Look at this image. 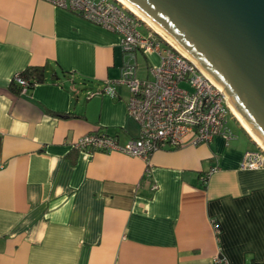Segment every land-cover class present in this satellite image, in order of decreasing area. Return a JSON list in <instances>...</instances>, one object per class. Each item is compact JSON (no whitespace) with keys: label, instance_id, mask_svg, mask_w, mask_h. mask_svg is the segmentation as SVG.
Here are the masks:
<instances>
[{"label":"crops","instance_id":"crops-1","mask_svg":"<svg viewBox=\"0 0 264 264\" xmlns=\"http://www.w3.org/2000/svg\"><path fill=\"white\" fill-rule=\"evenodd\" d=\"M137 53L150 78L157 54ZM127 59L117 33L75 12L0 0V264H264V168H240L249 141L260 149L235 117L242 135L147 162L73 147L139 135L127 86L112 82ZM28 67L45 80L19 93Z\"/></svg>","mask_w":264,"mask_h":264},{"label":"built area","instance_id":"built-area-1","mask_svg":"<svg viewBox=\"0 0 264 264\" xmlns=\"http://www.w3.org/2000/svg\"><path fill=\"white\" fill-rule=\"evenodd\" d=\"M56 7L75 12L87 21L117 33L120 46L128 59L121 67L119 82L127 86L130 98L128 114L138 123L139 135L120 146L104 132L87 133L73 147L78 151H121L146 162L163 148L210 143L214 137L229 139L227 118L234 116L223 92L200 68L180 51L165 43L143 20L117 0H46ZM145 25L148 33L139 27ZM163 43V44H162ZM154 52L159 62L150 67V78L137 76L136 52ZM20 93L32 85L16 75ZM241 169L264 168V151H247ZM216 168H213L214 171ZM156 185L152 187L155 189ZM218 232L217 227H215ZM214 264H229L221 255Z\"/></svg>","mask_w":264,"mask_h":264},{"label":"water","instance_id":"water-1","mask_svg":"<svg viewBox=\"0 0 264 264\" xmlns=\"http://www.w3.org/2000/svg\"><path fill=\"white\" fill-rule=\"evenodd\" d=\"M121 1L200 68L264 146V0Z\"/></svg>","mask_w":264,"mask_h":264},{"label":"rangeland","instance_id":"rangeland-1","mask_svg":"<svg viewBox=\"0 0 264 264\" xmlns=\"http://www.w3.org/2000/svg\"><path fill=\"white\" fill-rule=\"evenodd\" d=\"M139 30L143 34L148 33V29L143 24H141V27H139ZM137 55H138L137 61H136L137 62V76L139 78H144L145 73H146L145 60H144V57L141 55V53H137ZM227 127H229L231 135H234V136L236 134L242 135V130L240 129L238 123L235 121V119L231 115H229L227 118ZM248 149L252 151H258V147L251 141L248 142Z\"/></svg>","mask_w":264,"mask_h":264},{"label":"trees","instance_id":"trees-1","mask_svg":"<svg viewBox=\"0 0 264 264\" xmlns=\"http://www.w3.org/2000/svg\"><path fill=\"white\" fill-rule=\"evenodd\" d=\"M19 76L26 79L32 86V88L36 83H41L45 80V71L43 67H28L24 71L18 73ZM12 87L20 93V86L12 81Z\"/></svg>","mask_w":264,"mask_h":264},{"label":"bare ground","instance_id":"bare-ground-1","mask_svg":"<svg viewBox=\"0 0 264 264\" xmlns=\"http://www.w3.org/2000/svg\"><path fill=\"white\" fill-rule=\"evenodd\" d=\"M119 3H121L124 7H126L129 11H131L133 14H135L139 19L143 20L153 31H155L156 33H158L165 41H167L172 47H174L166 38L165 36L159 32L156 28H154L147 20H145L142 16H140L138 13H136L133 9H131L130 7H128L123 1L121 0H117ZM175 48V47H174ZM176 49V48H175ZM230 109L232 111V113L234 114V116L236 117V119L242 124V126L244 127V129L248 132V134L254 139V141H256V143L263 149L264 151V146L261 144V142L254 136V134L249 130V128L244 124V122L241 120V118L237 115V113L235 112V110L232 108V106L229 104Z\"/></svg>","mask_w":264,"mask_h":264},{"label":"clouds","instance_id":"clouds-1","mask_svg":"<svg viewBox=\"0 0 264 264\" xmlns=\"http://www.w3.org/2000/svg\"><path fill=\"white\" fill-rule=\"evenodd\" d=\"M156 33V32H155ZM158 34V33H157ZM159 35V34H158ZM160 36V35H159ZM161 37V36H160ZM162 38V37H161ZM163 39V38H162ZM163 41L165 42V43H167V41H165L164 39H163ZM169 44V43H168Z\"/></svg>","mask_w":264,"mask_h":264}]
</instances>
